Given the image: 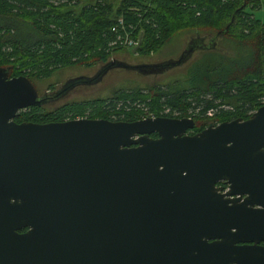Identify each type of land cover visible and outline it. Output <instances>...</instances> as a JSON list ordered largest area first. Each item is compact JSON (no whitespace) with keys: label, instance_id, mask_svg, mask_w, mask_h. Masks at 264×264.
<instances>
[{"label":"water","instance_id":"water-1","mask_svg":"<svg viewBox=\"0 0 264 264\" xmlns=\"http://www.w3.org/2000/svg\"><path fill=\"white\" fill-rule=\"evenodd\" d=\"M205 47L196 36L175 59H108L84 81L113 67L155 73ZM8 71L0 66V264H26L23 252L33 264L36 252L44 264H229L218 252L229 241L252 242L233 246L236 264H264V103L192 134V118L163 115L15 122L46 95ZM220 180L227 196H247L222 198ZM21 225L29 229L18 234Z\"/></svg>","mask_w":264,"mask_h":264},{"label":"trees","instance_id":"trees-1","mask_svg":"<svg viewBox=\"0 0 264 264\" xmlns=\"http://www.w3.org/2000/svg\"><path fill=\"white\" fill-rule=\"evenodd\" d=\"M71 1L0 0V66L9 68L8 76L24 75L33 82L60 69L107 61L124 49L111 44L121 32L118 18L133 37L141 33L136 50L140 56L156 52L181 33L211 32L214 40L232 44V55L221 57L238 54L243 59L239 67L228 62L223 75L213 76L214 67L205 65L199 83L190 69L184 79L186 83L191 79L188 87L153 84L116 90L107 99L66 102L53 108L29 106L19 111L15 122L79 117L131 121L141 118L142 106L154 116H170L162 112L164 108L177 111L178 117H190L201 128L207 121L246 118L264 103L260 99L264 97V21L253 15V10L264 9V0H120L116 8L103 0H83L74 8L79 1ZM212 43L202 49L204 54L216 53ZM231 95L239 103L227 101L228 109L222 108ZM191 109L199 116L186 113ZM209 109L212 116L206 117Z\"/></svg>","mask_w":264,"mask_h":264},{"label":"rangeland","instance_id":"rangeland-1","mask_svg":"<svg viewBox=\"0 0 264 264\" xmlns=\"http://www.w3.org/2000/svg\"><path fill=\"white\" fill-rule=\"evenodd\" d=\"M73 1H79V3L74 5V8H78V5L81 4L83 0H73ZM92 1V0H90ZM107 3H109L112 8H116L120 0H103ZM70 2H72L70 0ZM253 15L259 19L260 21H264V9L263 8H257L253 10ZM203 37V43L204 45L209 43V38L214 36L213 33L209 32H203L199 34L194 33H181L178 36L171 37L166 43H164L156 52L151 53L150 55L146 56H140L135 53H130L131 48H124L123 50H119L118 52H115L110 60L115 61H123L128 64H139V63H157L162 60H168V59H175L178 55V53L185 47L187 41L189 39L194 37ZM224 43H227V45L224 46ZM212 45L217 46L215 49L216 53H212L210 55L204 54L199 48L194 49L191 54L188 56L187 59H185L183 62H181L178 65H173L167 68L162 69L161 71L150 73V74H139L136 71H128L121 68L113 67L109 69L107 72H105L99 81H97L94 84L90 85H80L76 86L72 89H67L66 93L70 91L67 95H64L62 97L57 98L56 102L54 103L56 105L62 104V103H70V102H82L85 100L90 99H96V98H110L112 96V93L116 90L121 89H130V88H144L149 85H170V86H180V87H186L187 83L190 82V80L187 81V83L184 81L186 78L185 76L189 77L190 73L187 72L192 69L195 70L193 78H197L196 82L199 83V80L201 77H199L200 70H203L205 65H209L210 68L214 67V70L212 75H223V73H226V68L228 67V62L234 63L236 67L241 64V60L243 59L240 55L234 54L231 58L227 57H221L220 55H232L231 50L232 47L229 42H226L224 40H213ZM204 56H203V55ZM219 54V55H218ZM202 55V56H201ZM201 56V57H200ZM200 57V58H198ZM197 58V59H196ZM213 66V67H212ZM97 69V65H94L93 68H85V67H79V66H72L69 68L60 69L57 72L51 74L50 76L42 79V80H35L33 79L34 86L38 89L39 92L45 90L47 88L48 84H52L53 88L49 89L52 93L59 86L63 83V81L66 78L72 77L74 75L80 74L82 76H91ZM202 72V71H201ZM227 74V73H226ZM209 78V76H208ZM194 81V80H193ZM185 82V83H184ZM195 82V84H196ZM188 87V86H187ZM48 90V91H49ZM233 95L236 94L234 91H232ZM208 97L207 95L205 96ZM261 101L264 100V97L260 98ZM227 101H233L235 104L239 103L237 101V98L235 96H230V99H227L223 104L222 108L228 109L229 102ZM53 105V104H52ZM142 110L141 117L144 116H154L150 112H146V108L139 106ZM48 108V107H47ZM49 108H53L49 106ZM87 111V110H86ZM168 108H164L162 112L170 113V116L178 117L180 113L177 111L169 112ZM193 111V112H190ZM187 114L193 113L192 116H199L196 111L189 110L186 111ZM206 117L208 114L204 113ZM112 117V116H111ZM115 117V116H114Z\"/></svg>","mask_w":264,"mask_h":264},{"label":"flooded vegetation","instance_id":"flooded-vegetation-1","mask_svg":"<svg viewBox=\"0 0 264 264\" xmlns=\"http://www.w3.org/2000/svg\"><path fill=\"white\" fill-rule=\"evenodd\" d=\"M211 43L209 42H207V46H209ZM214 46V45H213ZM202 51V50H201ZM138 55V54H137ZM112 57V56H111ZM110 57V58H111ZM104 63V62H103ZM103 63H96V64H94V65H97V69H96V71L91 75V76H93L96 72H97V70L103 65ZM94 65H92V66H89V67H85V68H93L94 67ZM79 67H83V66H79ZM91 76H87V77H85V76H82V75H80V74H77V75H74V76H72V77H69V78H66L64 81H63V83L59 86V88H57V90L58 89H60L61 87H62V85H64L65 83H67L68 81H71V86H70V88L69 89H72V88H74V87H76V86H80V85H90V84H94V83H96L97 81H99L100 80V78L98 79V80H96L95 82H93V81H89V82H87V81H84V80H86L87 78H90ZM36 88V87H35ZM53 88V87H52ZM51 88V89H52ZM36 90H37V92L39 93V94H42V95H46V101L44 102V104L41 106V107H43V108H49V106H51V107H55L54 105V103L56 102V100H57V98H59V97H62V96H64V95H67L70 91H68L67 93H66V91L63 93V94H60V95H55V93H56V91L57 90H55L54 92H53V94L52 93H50L51 91L49 90V88H46L45 90H43V91H41V92H39L38 91V89L36 88ZM49 90V91H48ZM53 104V105H52ZM57 106V105H56ZM250 115V114H249ZM248 115V116H249ZM247 116V117H248ZM171 117H173V116H171ZM246 117V118H247ZM190 118V117H189ZM241 119H245V118H241ZM212 121H207L206 122V124L203 126V127H201V128H196V123H195V121H194V119H193V127L191 128V129H188V130H186L185 131V133H187V134H192V133H195V132H198V131H200L202 128H204L205 126H207V124L208 123H211ZM218 122H220V121H218ZM218 122H212L213 124H216V123H218ZM150 136L151 137H156L154 134H150ZM214 187L215 188H217L216 190H214V192L216 193V194H223L221 197L222 198H233V197H238V201H242L246 196H247V194L246 193H242V194H240V195H234V196H227V194H226V192L229 190L228 189V184L225 182V181H223V180H220V181H216L215 183H214ZM252 207H257L256 205H253ZM29 229V227L27 226V225H21L19 228H16L15 229V232L16 233H18V234H22V233H24V232H26L27 230ZM231 231H233V229L231 228L230 229ZM230 240H232V239H230ZM221 241H223V239L221 238V235H217V236H214V237H212V238H207V239H205V242L203 243V246H205L206 248L207 247H209V245L210 244H212V243H218V242H221ZM236 245H244V246H246V245H252V242H236V241H234V242H230L229 241V243H225V244H222V247L218 250V252H221L219 255H220V262H223V263H226L227 261H228V263L229 264H236V260L234 259V255H233V252H235L236 250H233V246L235 247ZM256 245H258V246H262V247H264V241H262V240H259L258 242H256ZM24 253V255H25V260H26V264H33V263H31L32 261H33V258H32V255H33V253L34 252H23ZM37 253V259H36V262H37V264H44V252H36ZM9 264V263H8ZM11 264H13V263H11ZM56 264H58V263H56Z\"/></svg>","mask_w":264,"mask_h":264},{"label":"built area","instance_id":"built-area-1","mask_svg":"<svg viewBox=\"0 0 264 264\" xmlns=\"http://www.w3.org/2000/svg\"><path fill=\"white\" fill-rule=\"evenodd\" d=\"M117 21L121 32L116 35L115 40L111 44L120 46L122 48H132L137 44L138 37H133L131 35V32L126 30V28L122 24L121 18H118ZM206 114H208V116H212V110H207Z\"/></svg>","mask_w":264,"mask_h":264}]
</instances>
